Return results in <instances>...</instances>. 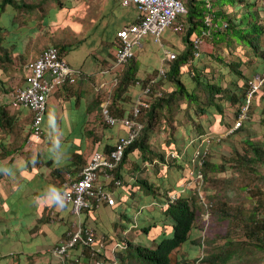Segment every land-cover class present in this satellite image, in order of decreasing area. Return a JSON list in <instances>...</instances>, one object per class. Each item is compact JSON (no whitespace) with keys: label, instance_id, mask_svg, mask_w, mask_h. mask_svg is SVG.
<instances>
[{"label":"rangeland","instance_id":"obj_1","mask_svg":"<svg viewBox=\"0 0 264 264\" xmlns=\"http://www.w3.org/2000/svg\"><path fill=\"white\" fill-rule=\"evenodd\" d=\"M29 2H32L34 0H26ZM71 5L70 7H64L63 9H59L54 12L53 16H47L46 22H40L38 21V24L28 26V22L30 23L29 19H23L14 18V21L21 26L19 29H15L16 32L9 33L7 31H4L0 34L2 36L4 41L9 42L13 41L12 39L15 38L17 42L20 44L19 48L13 52L12 56V62L9 63V68L6 70H3L0 68V88L6 89L7 91H1L0 92V103H5L7 106L10 105V100L12 99L13 92L22 86H24V80L26 77L27 70L23 68V65L27 62L32 63V61L36 58H38L44 49L48 46H55L57 43H64V44H72L68 47L66 50L67 59L72 65H77L78 61L85 58L84 66L89 67L94 63V58L88 56V46H83L80 48H77L76 51L71 52L72 54L67 53V51L75 46L76 43H78V40L81 39V35L84 37L85 34L82 33L81 25L78 24V22H83L84 24H91L93 17H97L98 11H101L100 9V1L101 0H70ZM186 2V0H183ZM65 2H68L66 0ZM258 6L264 5V0H257ZM52 4V3H48ZM51 6V5H49ZM256 8V7H255ZM224 9L226 11H230V6L225 5ZM260 11V22L264 25V7H259ZM34 15H39V11H36ZM57 19V22H56ZM128 19H132V17H128ZM21 20V22H19ZM91 21V22H90ZM76 22V23H75ZM180 23H183L184 27L181 31L175 32L172 34V31L170 28H168L164 34L161 37V41L163 45L170 46V44L173 43V45L168 47H162L160 43H156L153 41L152 38H147L148 43V49L146 53H149L148 55L145 53V49L138 52L136 59H130L127 63L131 65L136 64L137 69L136 72L139 69H148L150 65L159 63V57L160 53L163 54L164 49H170L177 54L182 52V50L185 49V34L188 28V24L185 21H180ZM207 23H209V19L207 20ZM0 24H5L0 22ZM86 24V25H87ZM85 29V27L83 28ZM81 33H80V32ZM17 34V35H16ZM110 37L111 34L107 33L106 39ZM203 42L200 44V49L202 51H206L207 42L211 43V40L208 38L201 37ZM264 38V35H263ZM152 39V40H151ZM146 40V39H145ZM143 39V44H146V41ZM151 40V41H150ZM264 41V40H263ZM75 43V44H74ZM208 43V44H209ZM50 46V47H51ZM49 47V48H50ZM57 47V46H56ZM8 48L13 49V47L8 46ZM58 48V47H57ZM59 49V48H58ZM199 49V50H200ZM200 52V51H199ZM95 53V51H93ZM110 52L109 56H111L110 59L105 60L107 65L111 64L114 59V53ZM214 53L216 55H220L226 66H223L220 64V62L215 59H212V65L210 66V71H214L213 80L216 82H219L221 86L227 88L232 87L234 88L235 85L232 81L234 72L231 70V65H228L230 62H237L240 61L239 65H237V68L241 69L243 71L244 78L237 81L236 84H239L240 86L246 82V85H248V80L251 78V75L257 74L260 67H262V62L258 61L256 57L252 55V49H249L245 44H240L235 39L233 40V43L230 47L225 46L223 43L218 49L214 50ZM143 55V57H142ZM145 55V56H144ZM252 55V56H250ZM195 56H197L195 54ZM142 57V58H141ZM146 57V58H145ZM147 57L149 59H147ZM163 57V55H162ZM138 59V60H137ZM103 61V60H102ZM207 63V60H204ZM251 61V62H250ZM127 64V65H128ZM208 64V63H207ZM126 64L120 66L116 73L122 72ZM148 65V66H147ZM73 66V67H74ZM264 67V66H263ZM230 68V69H229ZM159 68H156L151 73H147L145 76H157L159 74ZM80 70V69H79ZM181 70H187V65L183 66ZM230 70V73H229ZM209 71V72H210ZM81 74L83 73L82 70H80ZM158 74L156 75V73ZM261 72V71H259ZM222 73V75H220ZM117 74L113 76L117 79ZM136 79L141 80L145 77L144 75L135 74ZM81 76V75H80ZM79 75H77L76 84H78L81 80L78 81L80 78ZM222 76L223 78H220ZM135 79V80H136ZM165 79V78H164ZM187 79V78H186ZM189 79V78H188ZM78 81V82H77ZM94 82V81H92ZM72 83V84H75ZM96 82H94L95 84ZM72 84H67L72 85ZM64 86V85H63ZM63 86L61 87L63 90ZM136 86L138 84L136 83ZM112 84L110 90H112ZM167 88L173 89L174 84H170L167 79L160 84L156 86L157 91L162 92L161 88ZM102 88V87H99ZM247 89V88H246ZM61 90V89H60ZM100 90V89H99ZM248 90V89H247ZM241 91V90H238ZM261 91V90H260ZM256 92L255 95L252 97L251 105L248 108V119L243 123L244 129H239L238 131L234 130L233 132H230L229 130L234 126V123L237 121V111L240 108V103L235 102L233 103L228 97H224L222 101L216 99V103H222L223 104V114L219 113L216 108H209L212 111V114L210 116H203L200 117L199 123L203 126L204 133H200L199 128L195 127L194 123L191 122L188 113L180 112L176 115V122L174 124V128H171L170 126H167L165 122H162L160 125L156 126L154 131L151 133V146L153 148V152L156 154H161L162 152H165V164L159 161V163H151L152 168L151 169H142V177H145L149 179L150 182H157L160 183V186L163 188L161 190V196L164 197L166 195L169 198V194L173 193L174 190L177 192L179 191V188L182 184L185 183V185L191 181L190 177V171L195 166L194 161V154L196 149L200 146L202 140H205L208 136L210 138V142L207 145L208 151L204 157L205 161L215 163V165L218 168L206 169V174H204V182L201 186L197 189L190 190V194L192 196V201L197 208L198 212V219L195 223L196 230H193V237L195 238L193 241H190L184 245H182L178 251L176 252L177 255L181 260L186 259L189 263L194 261L196 258H202V256L205 254V252H209L213 247H220L223 246V244L226 241L225 236H230L234 238V240H239V236L242 235L243 232H245V222L244 219L246 216L250 213L251 208L254 207L255 203L258 201L259 198L264 197V164H262L259 161H254L256 163L252 164V169H249L245 167L247 163L243 162V158L251 153V150L249 148V145L246 140L244 139H250L251 141L257 142V143H264V89L260 92ZM63 92V91H62ZM155 93L152 94L151 97L146 96L148 100H155V98L162 95V93ZM101 93L105 94L109 93L107 90L102 91ZM135 95H132L133 98L136 99L141 95V90L138 89V91H135ZM111 94V92H110ZM130 94V92H129ZM132 94V93H131ZM95 94L91 97L92 99L95 97ZM72 96V95H71ZM123 96V95H122ZM219 96V95H217ZM111 97V96H110ZM262 97V98H261ZM54 98L57 101H60L62 99V95L59 93L56 96L52 94L48 99V107L46 112V117L44 119V128L46 129V137L41 138L39 140H36L34 138L25 140L26 144V153H31L33 157H31L32 165H35L36 162V154H38L41 158V160H45V153L47 155V158L54 157L53 155V146L56 145L58 142L52 141V135H51V129L53 127V104H54ZM106 101V100H104ZM9 104V105H8ZM185 103L182 104V107H185ZM11 111L15 112L13 109L9 108ZM22 112H29L28 109L22 110ZM99 122H97V128L95 127V131L98 132L99 135L105 134L109 139L113 141H117V138L120 136V133L122 129H120V126H115L114 128H108L106 127V123L103 121V117L101 112H99ZM31 116L32 115H21L20 118V127L16 126L14 128V131L9 132L8 130H2L0 129V142H6L10 148L16 147L18 148V151L13 154L14 159H11V163H13L15 166V169L13 173L11 172V177L13 178L15 175L14 173L17 172V170L23 171L24 179H26L23 182H30V179L33 178L34 173L36 172V169L29 171V173L26 171V169H23V167L27 164L25 163V159L23 158V155H20L19 152V144L22 143V139L27 134L28 127H30L31 122ZM27 117V118H26ZM198 118V117H197ZM178 121V123H177ZM184 122L183 124H181ZM186 123V124H185ZM189 130V131H188ZM236 131V132H235ZM230 132V133H229ZM174 133V134H173ZM173 134V135H172ZM207 136L205 139H202L203 137L201 135ZM30 135V134H29ZM123 135V134H122ZM31 137V136H30ZM113 137V139H112ZM29 138V137H28ZM22 140V141H21ZM21 141V142H20ZM13 142L14 144H10ZM19 142V143H18ZM193 142V144L191 143ZM207 142V140H206ZM68 145L69 143H64V145ZM206 144V143H205ZM62 146V143H59V147ZM99 145L96 144L94 148L90 151L93 152L96 147ZM177 146V150L176 149ZM47 150V152H46ZM202 151V149H200ZM136 156H140V152L136 153ZM153 154V158L156 159V155ZM175 157H174V155ZM85 151L83 152V156L86 158L85 162L89 158ZM30 156V155H29ZM159 159V157H157ZM10 157L4 159L3 163L8 164ZM160 160V159H159ZM180 160H183L182 162H185V165L183 168H178L177 164ZM158 165L160 167L157 168V171L154 169V167ZM198 165V163H197ZM36 166V165H35ZM222 166V167H220ZM49 167L45 168L47 171H45L44 176L42 178L44 179V182L47 180H54L52 179V176L50 175V169ZM205 164L202 167V170L204 172L205 170ZM26 171V172H24ZM205 173V172H204ZM64 177H71L70 172L65 171L63 173ZM72 177H75L72 175ZM51 181V183H52ZM54 182V181H53ZM55 183V182H54ZM1 185H5L3 182L0 183ZM31 185L40 186V192L43 193V196L40 198L41 203L47 202L45 199V195L43 191L49 190L48 184H43L41 180L37 177V180H33ZM244 186H247L245 188ZM122 187V185H121ZM143 189V186H138L136 189L137 192L133 191H126L125 189L121 192V201H120V208L117 210H113L109 212L106 209H97L96 215H100L104 220L105 224L104 226L99 225L97 226L94 222L93 225L95 228H97L96 234H97V240H96V247L100 248L104 252H107L110 256L111 251L108 249L107 245L109 243V240L111 238L113 239V250H118L119 246L117 245V241L121 239L124 240L126 237L125 232L126 229V223L119 222V215L126 219L125 217L128 216L133 223H137L138 217L140 215L139 211L143 210L142 212L145 213L146 209L152 210L155 202L148 203L152 200V195L141 194L139 188ZM241 187V189H240ZM5 188V187H4ZM169 188V189H167ZM59 189V190H58ZM166 189L169 190L167 193ZM22 188L19 189L21 191ZM25 190H28L26 188ZM39 190V189H38ZM188 189H185L182 192H185ZM51 191V189H50ZM57 191V192H56ZM60 188L54 189L53 197L54 201L58 202V194L60 193ZM180 192V191H179ZM115 197L118 201V194L114 193ZM217 194H219V197H217ZM19 192L17 191V198H19ZM203 196V198L201 197ZM146 197V198H145ZM14 198L12 200H8L7 204L10 207H16L17 202L19 199ZM220 202H225L224 209L228 211L231 214V217L226 220H221L219 215V209L221 208ZM120 200V199H119ZM32 201V199H30ZM43 201V202H42ZM148 201V202H147ZM14 203V205H11V203ZM60 202V201H59ZM147 202V204H146ZM205 202L210 204L209 206V212L211 215L208 216V218H204V214L206 212L205 208ZM34 205L28 204L27 208L31 209ZM44 206L46 207L45 209ZM49 205H42L40 206V213L39 218L31 219V222H29L30 216L34 214L28 211V213H24V216H21L20 214L15 212V209L13 212H7L4 209H0V227L8 228V232L13 234L15 233L13 229L15 227L22 228L27 227L30 228L34 224H37L36 231H39V238H40V246H24L25 249H32L34 248V252L31 255H28L29 253H24V258H19L16 263V261L9 260L10 264H57V259H60L57 256H53L51 253L52 245L49 243L51 242L52 237L55 234L56 228H63V226L67 230H72L74 227L77 229V226L80 223L81 218L75 216V219L73 218L70 222V225L67 220L60 219V217H55V213H51V217L47 215V208ZM43 211H42V209ZM160 208V207H159ZM34 209V208H33ZM54 210V207H52ZM139 210V211H138ZM98 211V213H97ZM27 214V216H26ZM142 217L139 218V221H141V226H144L145 220L144 215H141ZM27 217V218H26ZM47 217H50V219H47ZM156 221V218H162L160 214L157 215V217H154ZM15 221L18 222V224H14ZM61 221V222H60ZM152 218L150 221L147 222V224H152ZM143 222V223H142ZM157 228H159V231L163 230H169V226H162L159 221H156ZM85 223V222H84ZM13 224V225H12ZM83 224V223H82ZM4 225V226H3ZM61 228V229H62ZM121 228V232H118V229ZM27 230V229H26ZM31 230H29L30 232ZM35 231V229H34ZM24 230H20L18 233H23ZM152 233V232H151ZM119 234V235H118ZM31 238V233H26ZM102 235H105L104 237ZM134 230L130 233L129 239L133 242L139 243L142 246H150L151 242H149L148 236H151L148 234V236L145 234L144 231L139 232V236H135ZM8 235L5 234L3 237ZM65 237V235L62 236V238ZM20 238V237H19ZM22 238V237H21ZM240 238H244V236H241ZM16 239V236H13V240ZM202 241V242H201ZM30 242V241H29ZM120 242V241H119ZM37 243V241H36ZM11 244L7 245V247H11ZM19 246V244H18ZM122 246H124V242H122ZM20 247V246H19ZM121 247V246H120ZM7 248V249H8ZM22 249V248H21ZM21 249L18 248L17 251H20ZM111 249V248H110ZM78 250V249H77ZM76 249L70 250L69 257L72 255H75L78 252ZM14 251V250H13ZM250 256L252 258L251 261H249L247 264H264V252L257 251H251ZM84 256H82L83 258ZM114 257V256H113ZM75 259V258H74ZM61 260V259H60ZM5 259H3V262ZM82 261V259H81ZM232 263V262H231ZM229 263V264H231ZM94 264H98V262H94ZM203 264V263H202Z\"/></svg>","mask_w":264,"mask_h":264},{"label":"trees","instance_id":"obj_2","mask_svg":"<svg viewBox=\"0 0 264 264\" xmlns=\"http://www.w3.org/2000/svg\"><path fill=\"white\" fill-rule=\"evenodd\" d=\"M65 1L66 0H34L29 2L26 0H0V22L5 23L4 25L0 24V34L4 31L11 34L16 32L15 29L21 28V26L14 21V18H21L23 21H25L24 18H28L31 22H28L27 24H29L28 26H32L38 24V21H46L47 16L54 17L53 14L55 11L63 9L64 7H70L71 1ZM184 4L187 12L180 15L179 22L185 21L188 24L184 39L186 46L182 52L177 54L176 59L171 62L166 77H164L170 84H174V88L170 89V91L165 87L161 88L162 92H159L162 93V95L155 98V100H148L146 96L140 95L141 100L146 104V106H141L139 114V120L143 123V129L139 137L126 148L121 164L114 170L116 179L122 180V178H126L127 176H131L134 179L133 186L130 184V181L123 182L122 186L127 185V187L130 188L143 186V189L141 187V190H143L145 194L152 195L153 198L157 199L158 202L155 203L159 205L162 216V222L160 224L162 226L170 225L171 230L169 232L163 230L160 235L154 237L153 240H151V242H153V245L151 246H142L139 243L131 241L129 236L132 231L129 230L130 232L126 233L124 240H122V237L120 236L118 250H113V248L109 249L112 254L111 256L103 250L96 251L93 254V249L91 247L90 249H85L83 252L80 248H77V251L80 253H76V257L75 255H72L71 258L69 257L73 262L83 264L81 261L83 254H87L91 257L92 264H94V262H98V264H193V262L197 260L196 258L189 263L186 259L181 260L182 258L180 259L176 253L182 245L187 242L190 244V241L195 239L193 237V230H196L195 223L198 219V212L192 201L193 195L190 194V190L193 191V189L179 192L175 199L168 198L166 195L162 197L161 194L163 193H161V190L163 188L160 186V183L157 184V182H150L149 179L141 176L142 169L152 168V166H150L152 165V162L155 163L156 161V163H159V161H161L165 164L166 160L165 152H162L161 154H155L153 152L154 147L151 146V133L154 131L155 127L162 122H165L167 126L174 128L176 115L180 112L188 113L191 122L194 123L195 127L199 128L200 133H204L203 126L199 123L198 119L203 116H210L212 111L209 108L211 107L216 108L219 113L223 114V104L216 103V99L222 101L224 97H228L233 103H240V108L237 111V114L239 115L240 109L246 99L248 89L246 82L241 86L236 84L237 81L243 79L245 75L240 68H237V65L242 63L241 60L232 62V64L230 62L228 64L231 65V71L234 72L232 78V81L234 82L233 85H235L234 88H225L221 86L219 82L213 80L214 71H210V66L212 65V59H215L216 61L218 60L221 65L226 66L223 58L220 55H216L214 50L218 49L223 43L225 46L230 47L235 39L238 43L245 44L249 49H252V55L256 57L258 61L262 62V67H260L259 71H264V25L260 22L259 11V7H264V5L258 6L257 0H186ZM225 5L230 6V11L224 9ZM36 11H39V15L37 16L34 15ZM208 17L211 24L207 23ZM19 22H21V20ZM223 23H226L227 25L224 27ZM208 30L209 34L203 35V31ZM198 37H203V39L209 38L211 43L207 42L208 48H206L205 52L199 48V55L195 56V39ZM1 38L3 37L0 36V68L6 70L9 68V63L12 62L13 52L19 48L20 44L15 38L12 39L13 41L9 42H6ZM71 45L72 44L64 43L55 44V46L59 48L61 56L64 57H66V50ZM8 46L13 47V49L8 48ZM113 46L114 44L111 45V47ZM112 50L113 48H111V51ZM133 59H136V55ZM205 59L208 64L204 61ZM128 63H126V65ZM112 64H114V61ZM185 65H187V70H181ZM107 66L111 67V64ZM137 68L136 64L131 65L130 63L122 72L120 71L117 74L118 84L111 90V103L109 105L111 113L116 117L121 118L123 116H132V108L135 103H137L135 101L136 96L133 100L131 97L136 94H133V88L137 87L136 83L138 79H136L135 75L137 73ZM157 74L158 72L156 75ZM220 75H222V73ZM152 78L153 76L144 77L140 88L146 87ZM164 78L160 77L159 81L152 85V94L159 93L156 86L158 85L159 87L160 84L165 81ZM220 78L223 77L220 76ZM67 86L68 85H65L63 88H66ZM262 89H264V85L260 90L262 91ZM1 91L7 90L0 88V92ZM152 94L148 96L151 97ZM104 95L105 94L98 92L97 96L91 102V106H94V109L98 112V118L99 112H101L102 109L101 103L105 99ZM183 103H185V107H182ZM9 108H11L10 105L7 106L5 103H0V129L12 132L16 126L20 127L22 108H11L14 111L16 110L15 112L11 111ZM52 123L53 127L51 131H54L57 124L56 120L53 119ZM183 123L184 122L181 124ZM106 127L114 128L115 126L106 123ZM239 129L243 130L244 124H242L236 131ZM31 132V127H28L27 134L23 137V141L21 140L22 143L18 145L20 148V155H23L25 163H27L23 169H26L27 171L36 169L40 175H44V172H40V170L47 167L51 168L50 175L52 176V179H54L53 181L59 185V192L62 191L64 182L70 178L68 176L64 177L63 173L67 171L70 172L71 177L74 175V178H78L79 170L86 164V158L83 156V152L85 151L88 154L96 144L99 145L101 138L105 135H99L96 132L92 133L93 137L91 146H88L86 149L84 148L83 143L77 144L76 149H78V152L76 151L75 153L76 157L70 162L63 163L64 165L60 164L59 166H55L54 159L47 158L41 160L40 156L36 154L35 166L32 165L31 162V157H33L32 154L25 152V146L27 144L25 143V140L31 139ZM46 132L45 129V132L42 135V137L44 136L43 138L46 137ZM201 136L204 137L205 134ZM244 140L247 141L251 153L243 158V162L247 163L245 167L254 170L252 168V164L256 163L254 161H259L264 164V143H257L250 139ZM54 141L59 142L62 140L54 139ZM115 143L116 142L108 143L102 151L109 152L114 147ZM191 143L193 144V142ZM10 144L12 145L14 143L11 142ZM17 151L18 148H10L6 142H0V180L5 179L7 181L11 177L10 173H13L16 166L11 163V159H14L13 154ZM137 152H140V156H136ZM153 154L156 155V159L152 157ZM8 157H10L9 163L4 164V159ZM157 157H159L160 160ZM182 161L183 160H180L178 162V168L184 167L185 162L183 163ZM204 164L206 168L204 170L205 173L202 170L203 174H206V169L208 168H218L215 163L206 162L205 159L203 161V165ZM158 167L159 166L156 165L154 169L157 171ZM197 167V164H195L193 169L197 170ZM19 174H23L21 169L14 173L16 176ZM244 187L247 188V186ZM168 191L169 190L166 189L164 194ZM51 196H53V194H51ZM217 197H219V194H217ZM8 200H10L8 197L0 198V209L5 206V203H7ZM219 203L221 204V208H217L219 210L218 217L221 220H229L231 214L223 208L225 202H220L219 199ZM6 205L7 208H9L7 209V212L14 211V208L8 206V204ZM11 205H14V203L12 202ZM52 206L53 205H49L47 208V215L50 217L53 211ZM98 207L97 203L94 202L92 207L84 209L82 214L88 215L98 209ZM209 215H211L210 212ZM50 217H47V219H50ZM125 218L124 222L126 223V229L133 225V230L136 234L135 236H139L140 231H144L145 234L148 235L152 228L157 226V222H154L139 227L138 224L135 225L128 216ZM244 222L245 232L239 236V240H234L232 235L225 236L226 241L223 246L213 247L209 252H205L201 258V263L229 264L232 262L231 264H247L252 260L250 256L251 251L258 250L259 252H264V197L258 199L254 207L251 208L250 213L244 219ZM82 226L85 228L88 224L83 223ZM241 236H244V238H240ZM67 237L68 236H65L63 239H66ZM109 241L111 243L113 239ZM122 242H124V246H122ZM4 257L0 260V264H4L3 259L6 260L12 257L14 261H17L20 258L18 256ZM74 258H78L79 261L77 262ZM60 259H57V264H64V260L62 261Z\"/></svg>","mask_w":264,"mask_h":264},{"label":"built area","instance_id":"obj_3","mask_svg":"<svg viewBox=\"0 0 264 264\" xmlns=\"http://www.w3.org/2000/svg\"><path fill=\"white\" fill-rule=\"evenodd\" d=\"M121 2L123 5L134 4L140 14L138 19L133 23L117 31L118 44L115 62L120 64V66L126 64L129 59L135 56L136 51L143 46V39L145 37L149 36L154 42L162 44L161 37L168 28H172L178 32L184 27L183 23L179 22L180 15L187 12L183 0H121ZM208 24H211L210 20ZM226 25V23H223L224 27ZM208 34L209 30L203 31V35ZM201 43L202 38L198 37L195 39V54L197 56L199 55ZM176 57V52L167 48L164 49L159 74L153 76L146 87L140 88L142 81H137L141 90V96H148L150 93H153L152 85L158 82L160 77H166L167 70ZM119 67L116 68L118 69ZM23 68L27 70L25 83L24 86L17 88L13 92L10 107L13 109L27 108L32 112L30 125L32 130L31 139L38 140L45 132L44 118L47 112L49 97L63 85L75 83L77 75L80 76L82 74L79 69L70 65L66 57L61 56L60 50L56 46L44 49L38 58L34 59L32 63L26 62ZM113 81H117L116 77L113 78ZM247 83L246 99L240 109L237 121L229 130L230 132L238 129L247 119L252 97L264 85V71L251 76ZM108 91L109 93L106 94L104 99L106 101L103 100L101 103L103 120L112 126L124 128L125 133L118 137L114 147L109 152L100 149L94 150L90 155L92 161H88L87 167L82 174H79L78 178L70 177L64 182V188L58 194V199L70 205L73 213L81 214L84 209L91 208L93 200L97 205L99 203L114 205L117 202L113 187L121 186L122 183L120 180H116L114 175L115 164H121L126 148L139 137L143 129V123L139 120V114L141 106H146V104L141 100V96L136 99L137 103H135L131 111L132 116L119 118L114 116L110 111V89ZM205 137L207 136H204L202 139H205ZM208 137L202 140L194 154L195 159H197L194 162L195 164L198 163V169H191L189 174L191 181L186 185L185 183L182 184L179 189L180 192L185 189H197L204 182L202 165L208 151L207 145L210 142V138ZM179 191H174L169 194V197L175 199ZM201 197L203 198L202 195ZM101 205L98 206L100 207ZM209 206L210 204L205 202L206 212L204 218H208L209 216ZM96 240L97 235L93 227L87 226L84 229L77 227V229L70 233V238L62 239L58 245L54 246L52 253L61 258L62 261L64 260V264H78L71 262V257L69 258L70 250L80 248L83 252L85 249L92 247L94 248L92 250L94 254L100 250V248L96 247ZM194 262L195 264H202L201 258H197Z\"/></svg>","mask_w":264,"mask_h":264},{"label":"crops","instance_id":"obj_4","mask_svg":"<svg viewBox=\"0 0 264 264\" xmlns=\"http://www.w3.org/2000/svg\"><path fill=\"white\" fill-rule=\"evenodd\" d=\"M99 8L102 10L98 11L97 17H93V19H91V21H92L91 24L86 23L87 25L86 24L83 25V22L82 23L78 22V24L81 25L80 30L85 35H84V37L81 35V39L78 40V43H76V44L74 43L75 46H73L72 48H70L67 51V53L70 52L69 54H72L71 52L76 51L77 48L89 45L87 47L89 50L87 58H89V56L92 55V57L94 58V63H92V65L89 67H85L84 66L85 58L78 61L77 65H75V66L72 65L68 61L72 67L74 66V68L82 70L83 73L80 76V78L78 79V81L79 80H81V81L78 84L75 83V84L69 85L66 88H63V90L62 89L56 90L53 93L54 96H56L59 93L62 95V99L60 101H57L54 98V104H53V109H54L53 119L56 120L57 124L54 128V131L53 130L51 131L52 141L54 144V142H55L54 139L55 140L56 139L62 140L53 146L54 157H52V159H54V165L55 166H59L60 164L72 161L76 157L75 156L76 151L78 152V149H76L77 144L83 143L84 148H86V149L88 146H91L92 137H93L92 133L96 132L95 127L97 128V125H98L97 122H99V118L97 116L98 112L96 109H94V106H91V102L97 96L98 92L109 90L111 88V84H113V87H112V89H113L118 84V81H113V76L115 74H117L116 73V70H117L116 67L120 66L119 64H117L115 62V52H116L117 44H118L117 31L119 29H121L122 27L133 23L135 20L138 19L139 14H140L139 10L137 9V7L134 4L123 5L121 0H101ZM128 17H132V19H128ZM44 22H46V21H44ZM84 27H85V29H83ZM170 30L172 31V34L177 32V31H174L172 28H170ZM107 33H110L111 36L110 37L108 36V38L106 39ZM147 38H150V37L147 36L144 38V40L146 39L145 40L146 44L145 45L143 44V46L136 51V54H135L136 57H137L138 52L141 50L145 49V53H146V51L148 49ZM112 44H114L113 47H111ZM171 45H173V43L170 44V46ZM161 46L170 48V46H165V45H163V43L161 44ZM111 48H113L112 52L114 53V59H113L114 64H112L113 63L112 62L111 67H108L105 60L111 58V56H109V54L111 52ZM93 51H95V53H93ZM149 53H146L148 55V57H149ZM162 55L163 54L160 53L159 63L156 62V64L154 63V64L150 65V67H148V69H143V70L139 69L137 71V74L145 76L147 73H150V72L152 73L153 70H155L156 68L160 69V67L162 66ZM142 57H143V55H142ZM148 57H147V59H149ZM66 59H67V54H66ZM92 81H94L96 83L94 84V82H92ZM101 86H103V87L99 88ZM138 89H139L138 87L133 88V94L135 93V91H138ZM95 92H96V95L92 99L91 97L93 96V94H95ZM110 92H112V91L110 90ZM106 94H108V93H106ZM24 109H27V108H22V110H24ZM28 111L29 112H21V115L22 114L28 115V116L32 115V112L29 109H28ZM99 117H100V115H99ZM31 118H32V116H31ZM120 129H122L120 135L124 134L125 129L122 127ZM96 133L98 134V132H96ZM101 135H103V134H101ZM67 142L69 144L64 145V143H67ZM113 142H115V141L109 139L107 136L104 135V137L101 138V142H99V146L96 148L103 150V149H105V147L108 143H113ZM59 143H62L61 147H59ZM46 152H47V150H46ZM88 154L91 155L90 152ZM45 157L47 159L46 153H45ZM90 158H91V156H89V158L86 161V164L79 170L80 172L87 165ZM48 169H50V171H51V168H48ZM26 171H24V172H26ZM42 171L45 172L47 170L41 169L40 172H42ZM27 172L29 173V171H27ZM80 172L78 173V175L80 174ZM42 176H44V175H42V174L40 175L39 172L36 171L33 175V178L30 179V182L29 181L23 182L26 180V179H24L23 174H19L17 176L15 175L13 178H9V180H7V181L5 179L0 180V183L3 182L5 184V185L0 184V198L1 197L2 198L8 197V198H10V200H12L14 198H17V191H18L19 192V195H18L19 198H17V199H19V200L16 203L17 206L16 207L13 206L12 208H14L15 212L20 214L21 216H24V213H23L24 211H25V213H28V211H30L31 213L33 212L34 214H32V216H30V218H28L29 222H31V219H34V218L38 219L39 218L40 206L42 204V205H53L52 207H54V210L52 211V213H55V217H60V219H63L62 222H64V220H67L69 225H70L71 220L73 218L75 219V216H77V217L81 218L80 220H82V221H80V223L85 222L89 226L94 227V225L92 223V222H94L97 226H99V225L104 226L105 220L100 215H96V213L93 214V212H91L88 215L81 213V214L77 215V214H74L72 212V208L70 205H68L66 203H62L61 201L55 202L54 197L51 196V193H53L54 189L59 188V185L57 183H54L52 180H47L44 182V179L42 178ZM37 177L41 180V182L43 184L45 183V184L49 185V190L47 189V191H43L45 198H46L45 200L47 202L42 201L43 203H41L40 198L43 196V193L40 192V186L30 184L34 179L37 180ZM51 181H52V183H51ZM125 181H130L131 185L134 184V179L131 176H127L126 178H122V183ZM20 188H22L21 191H19ZM26 188H28V190H25ZM135 188L137 189L138 186H135L133 188L127 187V185H124L122 187H114L113 188L114 193L118 194V201L114 205H109L107 203H104V204L99 203L98 205H101V204L102 205L100 207H98V209H106L109 212L119 209L121 196H122L121 195L122 190L125 189L127 192L130 190L131 191L134 190L135 192H137V190ZM50 189H51V191H50ZM167 189H169V188H167ZM139 190H141V189H139ZM140 193L145 194V192L143 190L140 191ZM146 196H147V194H146ZM30 199H32V201H30ZM116 200H117V198H116ZM147 202H146V204H147ZM151 202H158V201H157V199L152 197V200L149 201L148 203H151ZM6 204L7 203H5V206L2 207L1 209H4L5 211L7 209H9V208H7ZM28 204H32L34 206L31 209H28L27 208ZM45 208L46 207L44 206L43 209H45ZM43 209H42V211H43ZM96 210L94 212H96ZM142 211L143 210L139 211L140 215L138 217V221H137V223H134L135 225L138 224L139 227L141 226V221H139V218L142 217L141 215H144V220H145L144 224L145 225L147 224L148 221H150L151 218H152V222H153L155 220L154 217H157L158 214H160V216H161L159 205L156 203L154 204L152 210L146 209L145 213H143ZM9 212H13V211H9ZM97 213H98V211H97ZM26 216H27V214H26ZM118 219H119L120 223H123L125 220L121 216V214L119 215ZM156 221H159L161 223L162 219L156 218ZM156 221H154V222H156ZM82 223L79 225H82ZM14 224L17 225L18 222L15 221ZM37 226H39L38 223L34 224L30 228H27V227L17 228V227H15V229H13V231L15 232L14 234H13V232L9 233L8 228L0 227V260L4 256H18L20 258H24V253H29L28 255L33 254L34 248L25 249L24 246H40L39 245V243H40L39 231H36ZM169 227L170 228H169V230H167V232H169L171 230L170 225H169ZM61 228L55 229L56 232H55L54 236L52 237L51 242H49L52 245V249L54 248L55 245H58L60 243L63 235L68 236V233L75 229V227H74L72 230L71 229L67 230L64 226L62 229ZM34 229H35V231H34ZM133 229H134V226L131 225L127 229L128 231H126L125 234L127 232L132 231ZM20 230H24V232L18 233ZM29 230H31V231L29 232ZM95 230L97 231V228H95ZM118 232H121V228L118 229ZM161 232L162 231H159V228L153 227L149 233L151 236L147 235L149 238V242H151V240H153L154 237L160 235ZM26 233H28V234L31 233L30 239L27 235H25ZM5 234H7L8 237L7 236L3 237ZM13 236H16L15 240H13ZM102 236L104 237L105 235H102ZM36 241H37V243H36ZM118 243L119 242L117 241V245H118ZM9 244H11L10 245L11 247L8 248L7 245H9ZM18 244L20 247L18 246ZM112 244H113V241L111 243L109 241V243L107 245L108 249L113 248ZM151 245H153V242H151ZM18 248L19 249L22 248V249L20 251H17ZM52 249H51V252H52ZM99 251H101V249ZM52 255L54 257L56 256L54 254H52ZM9 260L13 261L12 257L6 259L4 261V264H10ZM17 261H16V263H18ZM78 261L79 260H77V262ZM82 263L83 264H92L91 257L88 256L87 254H85L84 257L82 258Z\"/></svg>","mask_w":264,"mask_h":264},{"label":"bare ground","instance_id":"obj_5","mask_svg":"<svg viewBox=\"0 0 264 264\" xmlns=\"http://www.w3.org/2000/svg\"><path fill=\"white\" fill-rule=\"evenodd\" d=\"M47 48H49V46L46 47V49H47ZM129 60H130V59H129ZM129 60H128V61H129ZM128 61H127V62H128ZM117 64H118V63H117ZM119 65H120V64H119ZM250 105H251V103H250ZM250 105H249V107H250ZM247 119H248V118H247ZM247 119H246V120H247ZM246 120H245V121H246ZM245 121H244V122H245ZM244 122H243V123H244ZM174 157H175V155H174ZM193 158H194V161L197 160V159H195L194 156H193ZM122 160H123V159H122ZM122 160H121V162H122ZM90 161H92V159H90ZM194 161H193V162H194ZM118 166H119L118 164H115L116 169L118 168ZM86 167H87V166H85V167L82 169V171L80 172V175L82 174V172L84 171V169H85ZM116 180H120V182L122 183V180H121V179H116ZM94 183H96V182H94ZM99 183H101V182H99ZM96 184H97V183H96ZM63 188H64V184H63L62 189H63ZM59 201H61L62 203H64V201H62V200H59ZM97 201H98V200H97ZM94 202H95V201L93 200V203H94ZM95 203H96V202H95ZM72 211H73V209H72ZM74 213H75V212H74ZM75 214H77V213H75ZM77 215H79V214H77ZM77 227H81L82 229H84V228L82 227V225H81V226H77ZM90 227H91V226H90ZM75 229H76V228H75ZM75 229H74V230H75ZM74 230H72V231H74ZM72 231L68 233V238H70V233H72ZM84 247H85V246H84ZM91 248H92V247H91ZM92 249H94V248H92ZM71 262H73V261L71 260ZM193 264H195V262H193Z\"/></svg>","mask_w":264,"mask_h":264},{"label":"clouds","instance_id":"obj_6","mask_svg":"<svg viewBox=\"0 0 264 264\" xmlns=\"http://www.w3.org/2000/svg\"><path fill=\"white\" fill-rule=\"evenodd\" d=\"M45 123V122H44ZM180 189V188H179ZM116 198V197H115ZM89 226V225H88ZM92 227V226H91ZM94 228V227H93ZM95 229V228H94ZM96 231V230H95ZM63 239V238H62ZM61 239V240H62ZM56 246V245H55ZM76 250H77V248H75ZM72 250H74V249H72ZM82 251V250H81ZM85 254H83V256H84Z\"/></svg>","mask_w":264,"mask_h":264}]
</instances>
